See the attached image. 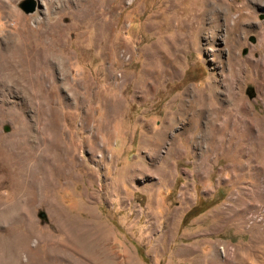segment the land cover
<instances>
[{
	"label": "rangeland",
	"instance_id": "rangeland-1",
	"mask_svg": "<svg viewBox=\"0 0 264 264\" xmlns=\"http://www.w3.org/2000/svg\"><path fill=\"white\" fill-rule=\"evenodd\" d=\"M21 1L0 70L25 44L43 91L0 92V264H264V0Z\"/></svg>",
	"mask_w": 264,
	"mask_h": 264
},
{
	"label": "bare ground",
	"instance_id": "bare-ground-1",
	"mask_svg": "<svg viewBox=\"0 0 264 264\" xmlns=\"http://www.w3.org/2000/svg\"><path fill=\"white\" fill-rule=\"evenodd\" d=\"M258 1H260V0H258ZM264 3V2H263ZM18 19V21H22L19 17L17 18ZM22 25H23V23H22ZM23 27V26H22ZM21 29V28H20ZM23 30V29H22ZM264 31V30H263ZM260 40L261 41H264V33L261 35V38H260ZM262 44V43H261ZM5 46H6V48L8 47H14V43L13 44H9V42L7 43L6 42V44H5ZM24 47H26L25 46V44H20L19 46H18V48L14 51L13 49H11L12 50V52H14V56H16V57H18V58H16L17 60H20V61H17V64H16V66H18V67H20L21 69H19V70H17L16 69V67H15V65L12 63V61L8 64V65H4V66H6V67H4V69L5 68H7V69H9V71L8 72H4L3 71V69H1L0 70V77L1 76H3L1 79H0V92H3L4 91V89H6V87L8 88V89H10V85H8L7 84V79H9L10 80V78H15V79H17V80H19L20 82H22L23 84H24V89L26 90V91H29V93H32V94H35V93H38V91H37V89H38V87H36V86H32V84H28V80L29 79H31L33 76H34V74L32 73V71L30 70V69H25V68H23L24 67V62L21 60V56H23V54H24ZM5 49V48H4ZM26 50V49H25ZM12 52H10L9 51V59L8 60H11L12 59V55H13V53ZM16 54H18V55H16ZM6 63V62H5ZM61 68V67H60ZM15 74H18V78L17 77H14L15 76ZM8 78H7V77ZM6 77V78H5ZM14 79H12V81H13ZM32 80V79H31ZM40 80V79H39ZM11 81V82H12ZM18 81V82H19ZM34 81V80H33ZM38 81V80H37ZM17 84V83H16ZM20 85V84H19ZM22 86V85H21ZM22 89V88H21ZM39 91H43V88L42 87H39V89H38ZM9 92V91H8ZM13 92V91H12ZM16 92V91H15ZM201 99V98H200ZM51 112V111H50ZM224 122V121H223ZM52 124V123H51ZM218 125V124H217ZM223 125V124H222ZM221 125V126H222ZM47 127H49V126H47ZM51 129V128H50ZM49 129V130H50ZM223 129V128H222ZM52 137V136H51ZM221 140V139H220ZM50 141V140H49ZM54 140H52V142H53ZM55 143V142H54ZM61 143V142H60ZM220 144V143H219ZM54 145V144H53ZM52 145V146H53ZM57 145H58V143H57ZM56 145V146H57ZM55 146V145H54ZM55 150V149H54ZM45 155V154H44ZM39 156L38 158L39 159H44V161H46V162H44L45 163V165L44 166H46L49 162H50V160H51V157H49L50 155H48V156ZM55 155V154H54ZM38 156V155H37ZM58 156H61V155H58ZM53 157V156H52ZM56 158V157H55ZM55 161V160H54ZM60 161V160H59ZM51 162L53 163V161L51 160ZM38 163V162H37ZM37 165V164H36ZM39 165H40V163H39ZM53 165H54V163H53ZM43 166V165H42ZM58 167V166H57ZM48 168H49V166H48ZM51 168V167H50ZM49 168V169H50ZM32 170V169H31ZM41 170V169H40ZM47 170V167H43V169H42V171H46ZM42 173V172H41ZM48 173H49V171H48ZM47 176V175H46ZM49 191V190H48ZM53 202V201H52ZM19 203V202H18ZM54 204V203H53ZM9 205H11V204H9ZM4 208V207H3ZM6 208V207H5ZM9 207H7V209H8ZM10 208H13V209H16V211H18V213H17V216L16 217H18V214H19V210L21 209V206H20V204H13L12 206H10ZM12 210V209H11ZM1 211H2V209H1ZM15 211V210H14ZM7 212H8V210H7ZM13 212V211H12ZM4 213V212H3ZM16 214V213H15ZM2 215H4V214H2ZM65 215V214H64ZM8 217V216H7ZM11 219V218H10ZM67 219V218H66ZM65 219V221H62L61 222V225L64 227V230H65V232H66V237H69L70 239L69 240H72L73 241V245H75L76 247H74L75 249L79 246V242H80V237H81V228H80V226L78 225V224H74V223H72V221H69V219L68 220H66ZM4 221V220H3ZM16 221V220H15ZM74 222V221H73ZM76 222V221H75ZM4 223V222H3ZM13 223V222H12ZM77 223H79V222H77ZM2 225V224H1ZM5 225V224H4ZM7 225V224H6ZM61 226V227H62ZM3 227V226H2ZM1 227V228H2ZM62 227V228H63ZM6 229L7 230H9V229H11V227H9V225L8 226H6ZM90 229V228H89ZM93 230V229H92ZM2 231V230H1ZM84 231V230H83ZM82 231V232H83ZM88 231V230H87ZM85 232V231H84ZM63 233V232H62ZM85 234V233H84ZM83 234V235H84ZM86 234H88L89 235V231L86 233ZM7 237H9V239H7L8 240V243L9 244H11V246L13 245V244H15V242L17 243V241H18V238L16 237V236H14L13 234H10L9 236H7ZM10 237L12 238V239H10ZM87 237V236H86ZM98 238V237H97ZM92 239V238H91ZM96 239V238H95ZM4 241H5V239H3ZM82 240H84V239H82ZM87 240V239H86ZM98 240V239H97ZM1 241H2V239H1ZM99 241V240H98ZM19 242V241H18ZM89 242V241H88ZM94 242V241H93ZM68 243V242H67ZM90 243H92L91 242V240H90ZM89 243V244H90ZM20 244V243H19ZM57 244V246H59V245H63V242L61 243V242H58V243H56ZM88 244V246H90ZM97 244V243H96ZM17 245H18V243H17ZM82 245V244H81ZM12 247H14V246H12ZM95 247V246H94ZM102 247V246H101ZM101 247H100V249H101ZM73 248V247H72ZM84 248V247H83ZM59 249V248H58ZM79 249V248H78ZM89 249V248H88ZM80 257V256H79ZM61 261H63V260H65V259H60ZM98 264H99V262H97Z\"/></svg>",
	"mask_w": 264,
	"mask_h": 264
},
{
	"label": "water",
	"instance_id": "water-1",
	"mask_svg": "<svg viewBox=\"0 0 264 264\" xmlns=\"http://www.w3.org/2000/svg\"><path fill=\"white\" fill-rule=\"evenodd\" d=\"M19 7L22 9L24 13L32 12L35 8L34 0H22L19 4Z\"/></svg>",
	"mask_w": 264,
	"mask_h": 264
},
{
	"label": "trees",
	"instance_id": "trees-1",
	"mask_svg": "<svg viewBox=\"0 0 264 264\" xmlns=\"http://www.w3.org/2000/svg\"><path fill=\"white\" fill-rule=\"evenodd\" d=\"M195 207H196V206H193L191 209H189V210L187 211L186 215H189V213L193 212Z\"/></svg>",
	"mask_w": 264,
	"mask_h": 264
}]
</instances>
